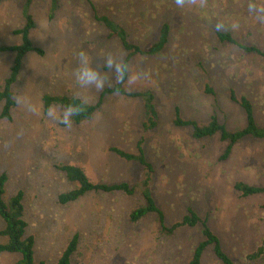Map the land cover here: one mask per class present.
Instances as JSON below:
<instances>
[{
    "label": "rangeland",
    "instance_id": "374dc122",
    "mask_svg": "<svg viewBox=\"0 0 264 264\" xmlns=\"http://www.w3.org/2000/svg\"><path fill=\"white\" fill-rule=\"evenodd\" d=\"M250 0H207L204 7L178 8L174 0H32L28 12L34 21L29 36L42 54L29 51L23 58L13 96L23 93L37 106L29 113L18 106L9 119L0 116V174L5 173L6 199L23 193L26 234L34 237V257L55 264L74 234L78 235L69 264H186L203 239L201 222L179 226L169 234L156 215L136 222L132 209L142 203L137 194L90 191L61 204L58 195L74 187L57 167H81L100 183H135L141 166L120 158L111 148L137 153L140 147L154 167L152 194L164 213L167 227L193 209L216 234L223 250L235 261L264 264V192L242 195L237 181L264 186V139L245 137L221 159L226 143L218 135L195 139L191 128L175 126V110L184 120L200 125L215 114L228 130L245 126L241 106L231 100L246 97L256 123L264 127V57L220 41L215 23L242 44L264 52V23L250 13ZM264 6V0H255ZM23 0L0 2V46L21 43L14 30L25 22ZM107 16L122 27L129 41L145 47L156 41L167 23L168 41L155 55L129 59L133 72L149 75L125 92L150 90L158 113L157 127L144 130L142 101L120 93L79 87L74 78L77 54L88 53L93 66L111 52L125 58L117 37H110L96 16ZM47 21L46 40L34 37L39 22ZM239 27L232 29L231 25ZM15 52L0 51V88L9 76ZM102 71L110 75L107 68ZM114 81L104 88L111 87ZM211 88L212 92L207 91ZM88 98L98 104L90 118L67 126L47 116L44 95ZM0 101V112L2 110ZM57 109L61 105H52ZM51 107V106H50ZM3 227L0 218V229ZM5 238L0 236V242ZM263 248L254 261L246 256ZM19 253L0 252V264H18ZM202 264H220L210 249Z\"/></svg>",
    "mask_w": 264,
    "mask_h": 264
},
{
    "label": "trees",
    "instance_id": "16d2710c",
    "mask_svg": "<svg viewBox=\"0 0 264 264\" xmlns=\"http://www.w3.org/2000/svg\"><path fill=\"white\" fill-rule=\"evenodd\" d=\"M3 0H0V2ZM32 0H23V15L25 22L21 28L14 30L16 34L21 35V43L10 46H0V51H13L15 52L14 63L11 67L9 76L4 80L0 88V101H2V110L0 116L9 119L11 117V109L15 106V99L13 96L12 85L17 80L18 73L22 66L24 56L29 51H35L39 54L43 50L33 44L29 33L34 28V21L28 12ZM52 5H56V0H52ZM108 30L110 37H117L121 42L127 56L124 58L127 62L129 59L136 55H155L160 52L168 41V24L165 22L161 25L159 35L153 43L141 47L131 41L127 37L125 30L116 24L107 16H96ZM216 36L220 41L235 44L246 52L257 53L264 57L262 52L255 45L242 44L238 42L229 32L216 31ZM207 91L212 92L211 88ZM106 93H120L130 97H137L142 101L144 118L141 125L144 130H152L157 127L158 113L154 104V96L150 90L125 92L122 85L113 83L111 87L104 88L101 93V98ZM231 100L238 103L245 114V126L230 131L226 125L218 120L215 114L210 115L208 122L200 125L193 120H184L179 116L178 109L175 110L174 125L187 126L191 128L192 136L195 139H202L218 135L219 139L226 143L225 148L220 155L221 159H226L233 146L242 138L251 137L256 139H264V127H260L255 120L254 110L252 103L246 97L236 98L231 92ZM75 98L60 95H44L43 102L45 109L52 105L65 106L72 102ZM100 103V102H99ZM87 104L86 109L79 115L74 116L75 122H80L83 119L90 118L92 113L97 108L98 104ZM120 158L127 161H134L141 166L142 175L140 180L135 183L119 182V183H100L91 181L84 170L77 165L60 164L57 166L64 174L69 182L74 183V187L61 192L58 195V201L61 204L75 201L85 193L90 191L112 192L121 191L127 195L137 194L140 196L142 203L130 211L129 220L136 222L141 218L154 214L163 231L171 234L179 226L188 225L194 226L199 222L203 225V239L200 240L193 248L190 259L186 264H202V257L207 249H210L220 264H247L245 262L235 261L228 256L223 250L219 237L214 234L208 227L206 220L201 219L198 214L191 208H187L186 214L179 222L173 223L170 227L165 225L164 213L156 203L152 194L151 179L154 173V167L150 161L145 157L142 149L138 147L137 153H130L118 148H111ZM7 176L5 173L0 174V218L3 222V227L0 229V236L5 238L4 242H0V252L19 253L20 258L18 264H46L44 261H37L34 257V237L26 234L27 223L24 219V206H23V193L17 191L14 195L5 198V183ZM235 189L242 195L247 196L250 194L264 192V186L249 185L242 181H237L234 185ZM78 243V235L74 234L66 247L64 248L61 256L55 264H69L71 255L75 252ZM263 248L259 247L256 251L249 253L246 259L249 261L256 260L262 253Z\"/></svg>",
    "mask_w": 264,
    "mask_h": 264
},
{
    "label": "clouds",
    "instance_id": "9594fccd",
    "mask_svg": "<svg viewBox=\"0 0 264 264\" xmlns=\"http://www.w3.org/2000/svg\"><path fill=\"white\" fill-rule=\"evenodd\" d=\"M174 3L178 8L183 9L185 7H204L207 0H174ZM248 10L250 13L255 14L260 22L264 23V6H258L255 0H250ZM238 27V24L231 25L232 29ZM48 28L49 25L47 21L41 20L39 22V30L34 37L43 42L49 36ZM225 28L226 25L224 22L217 20L215 23V30L223 31ZM77 60L78 64L73 75L76 84L81 88L102 91L106 84L110 83V81H115L116 84L122 85L126 89H132L136 86L138 81L147 79L149 75L142 67H138L136 71L133 72L129 62L122 56L111 52L101 57L102 66L100 64L93 66L92 60L84 50H81L77 54ZM102 68H107L110 75L105 74ZM15 101L18 106L29 113L35 114L38 111L37 106L32 102L31 98L23 93L17 94L15 96ZM87 104V97L77 95L72 102L60 109H57L55 106L49 107L47 116L52 120L70 127L72 118L81 114L86 109Z\"/></svg>",
    "mask_w": 264,
    "mask_h": 264
}]
</instances>
